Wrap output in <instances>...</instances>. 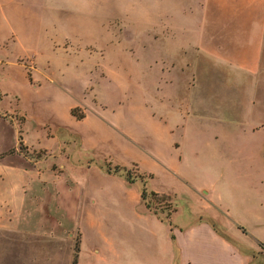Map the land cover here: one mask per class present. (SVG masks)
<instances>
[{
    "label": "crops",
    "instance_id": "0c3cea01",
    "mask_svg": "<svg viewBox=\"0 0 264 264\" xmlns=\"http://www.w3.org/2000/svg\"><path fill=\"white\" fill-rule=\"evenodd\" d=\"M98 81H134L120 112ZM263 144L264 0H0V233L14 238L0 264H70L75 247L76 264H264V216L241 221L213 195L227 160L191 171L207 147Z\"/></svg>",
    "mask_w": 264,
    "mask_h": 264
},
{
    "label": "rangeland",
    "instance_id": "374dc122",
    "mask_svg": "<svg viewBox=\"0 0 264 264\" xmlns=\"http://www.w3.org/2000/svg\"><path fill=\"white\" fill-rule=\"evenodd\" d=\"M81 41L86 42L88 38L81 37ZM78 42V41H77ZM200 63L202 66H210L211 62L207 58H200ZM92 72V70H89ZM22 77L20 79V86L23 85ZM57 84H48V86H53L55 89L64 90V86ZM89 86H93L92 83L88 84ZM127 88H122L119 90L114 85H109L106 81H98L95 84L96 92L99 97L106 98L105 100L108 101V98L110 94L114 93L116 95L115 99L113 101H108L106 103L107 111L115 113L120 112L122 105H124L125 101L123 98H118L119 95H122L124 98L128 97L129 92L131 89H133L134 81H131L126 84ZM41 87H44L42 85ZM88 89V88H87ZM90 89V88H89ZM36 92V91H34ZM126 93V96L124 95ZM88 94L91 95V92L88 91ZM121 96V97H122ZM16 101L15 98H12ZM32 103V102H31ZM27 113L30 111H34V105L30 104L27 106ZM11 110L17 114V119L20 120V122H23V115L19 112L18 108L15 106V103L13 106H11ZM75 113L80 115L79 109H75ZM8 114V112H6ZM6 119L10 121V123L13 125L14 129L17 128V124L10 120L8 116H6ZM32 121V119H31ZM19 123V126L20 124ZM16 138L7 139V145L10 143L15 144ZM213 146L207 147L204 151H202L201 155H199V158L201 160L199 161V168L196 167L193 168L191 171L195 172L196 174H199L200 177L204 176H211L214 175L216 171V161L218 160V153H219V159L224 158V160H227L229 163L228 171H233V175L231 176L233 178L232 181H229V188L223 189L225 192L222 193L221 197L219 193L217 192V187L215 185L213 189V195L216 196L217 202L220 204V206L223 209H227L229 212V215H232L234 218H237L241 221H245V218L248 217L246 213L243 211L246 209V211L251 212V217H261L264 216V144L259 147L252 150H239V151H232V150H225V151H218ZM20 151L32 158V159H38L42 158L44 153H28V151L22 149L19 146ZM12 153L13 151H9ZM117 156L116 153H113ZM233 163V164H232ZM231 164V165H230ZM110 170H115L114 168L106 167ZM124 176L126 177L125 171H123ZM128 174L130 175V179L135 178V175H132L133 173L128 171ZM135 176V177H134ZM110 206L112 210L115 213V216L118 221H124V222H131L128 217H125V214L122 212V201L119 198H112ZM162 217H165L164 214H161ZM7 238H10L11 240H14L13 236L8 235L6 233H0V248L1 246H5ZM79 237L76 236L74 233V240L78 239ZM52 249L58 250L57 245H52ZM61 248V246L59 247ZM3 249V248H2ZM67 256V255H66ZM62 255V258L57 264H67V257ZM87 262H85L86 264ZM30 264H41V263H30ZM50 264V263H47ZM72 264V262L70 263Z\"/></svg>",
    "mask_w": 264,
    "mask_h": 264
},
{
    "label": "built area",
    "instance_id": "2783aa9c",
    "mask_svg": "<svg viewBox=\"0 0 264 264\" xmlns=\"http://www.w3.org/2000/svg\"><path fill=\"white\" fill-rule=\"evenodd\" d=\"M6 116H8L10 120L14 121L17 124V127L19 126L20 120L17 119V114L15 112H10L6 114ZM152 207L153 211L158 212L160 215L164 214L166 216L172 212L171 202L167 199L153 200Z\"/></svg>",
    "mask_w": 264,
    "mask_h": 264
},
{
    "label": "trees",
    "instance_id": "16d2710c",
    "mask_svg": "<svg viewBox=\"0 0 264 264\" xmlns=\"http://www.w3.org/2000/svg\"><path fill=\"white\" fill-rule=\"evenodd\" d=\"M77 117H81V114L80 115H78V114H76L75 113V109L72 111ZM107 171L108 172H110L111 170L110 169H107ZM119 170L118 169H115L114 170V172L116 173V172H118ZM125 171V170H124ZM125 173H126V180L128 181V182H132V180L130 179V175L128 174V171H125ZM142 199L144 200L145 199V197H146V192H145V190L143 189L142 190ZM151 196H152V200H162V199H165V198H162V197H158L157 195H155V194H151ZM154 213L156 214V215H158L159 216V213L158 212H155L154 211ZM168 216H169V214H167L166 216H165V218L164 219H167L168 218ZM161 217V216H160ZM76 249H77V247H75V254H74V258H73V261H72V264H76Z\"/></svg>",
    "mask_w": 264,
    "mask_h": 264
}]
</instances>
